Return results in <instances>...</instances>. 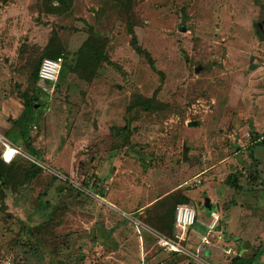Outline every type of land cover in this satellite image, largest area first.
I'll return each instance as SVG.
<instances>
[{"label":"rangeland","instance_id":"rangeland-1","mask_svg":"<svg viewBox=\"0 0 264 264\" xmlns=\"http://www.w3.org/2000/svg\"><path fill=\"white\" fill-rule=\"evenodd\" d=\"M62 2L0 0V264H206L158 242L188 191L264 264V0Z\"/></svg>","mask_w":264,"mask_h":264},{"label":"built area","instance_id":"built-area-1","mask_svg":"<svg viewBox=\"0 0 264 264\" xmlns=\"http://www.w3.org/2000/svg\"><path fill=\"white\" fill-rule=\"evenodd\" d=\"M62 66H63V57L45 58L42 61L39 72H38V79L45 82L46 85L42 86V89L44 91L48 93H52V94L54 93L55 85L58 82ZM263 68H264V64H263ZM48 85L50 87H46ZM5 146L7 149L8 146H12V145L6 144ZM17 152L18 151L14 148L13 157H14V154H16ZM212 215H215V213H213ZM197 217H198V214H197L196 209L191 206L178 205L176 207V216H175L176 225L183 230H186L194 226L198 220ZM217 221L218 220L216 216H214L213 220L208 225H206L207 233L204 235H201L203 244L211 245V241L208 237L214 230L217 229V227H219V225L217 226V223H218ZM221 237L222 235L220 234L219 238ZM181 240H183V235L182 234L180 235L179 233H177L174 239L159 238L158 242L161 246L168 248V250L172 252H181L183 251L181 244H180ZM231 253H233V250L232 248H229L227 250V254L230 255Z\"/></svg>","mask_w":264,"mask_h":264},{"label":"crops","instance_id":"crops-1","mask_svg":"<svg viewBox=\"0 0 264 264\" xmlns=\"http://www.w3.org/2000/svg\"><path fill=\"white\" fill-rule=\"evenodd\" d=\"M185 195L189 199H191V202H192V200L194 202L195 199L193 197H191V195L189 194V191L188 192H185ZM207 198L209 199L210 204H212L210 198L209 197H206L205 198V201H204V205L206 203V199ZM179 205H188V206H191L189 204H179ZM212 205L214 207H216L214 204H212ZM191 207H193V206H191ZM204 210L206 212H208L207 215L210 218L207 221H200L198 219V222H200V224L202 226L200 225L199 227H196L194 225V226H192V227H190V228H188L186 230H183L180 227H178L176 225V223H175L174 224V227H175V230L174 231L175 232L173 234V239L175 238V235L177 233H179L180 235L182 234L183 235V240H181V242H180L181 246H183V249H186L184 247V243L187 244L188 245L187 247H189L188 248V252L190 253L191 251H193V252H191L193 256L191 254H189V255H191V257L194 258V259H196V260H197V258H198V260L202 259V257L200 256V253L203 252V254H205L203 259H205V260H203V259L202 260L206 264H218V263H220V259L219 258H220V256H223V255H225V260L228 263H230V259L232 258V253L230 255L227 254V250L229 248H232L233 252H236V251H235V248H233V246L231 245L230 241H228V239H232V238L238 239V238H237V236H233V235H231L229 233L226 234V232H225V236H224L225 238L224 237L219 238L220 231L218 229H216V230L213 231L215 233L214 234L211 233L209 235V237H208L210 239V241H211V245L203 244L202 243V239H201V235H204V234L207 233L206 225H208L213 220L212 214L214 213V210L213 211H209L205 207H204ZM169 239H171V238H169ZM191 239H193L194 241L191 240ZM212 239H214V240H212ZM197 241H198V243H197ZM191 244H195V246H193V245L190 246ZM239 251H240V253L242 255H245L246 254V253H244L245 251L242 250V249H239Z\"/></svg>","mask_w":264,"mask_h":264},{"label":"trees","instance_id":"trees-1","mask_svg":"<svg viewBox=\"0 0 264 264\" xmlns=\"http://www.w3.org/2000/svg\"><path fill=\"white\" fill-rule=\"evenodd\" d=\"M61 2H62V0H60ZM64 2V1H63ZM62 2V3H63ZM134 39L135 40H133V46H134V48L139 52V53H142V54H147L148 55V53L147 52H145L144 50H142L141 48H140V46H139V44L137 43V41H136V36H135V34H134ZM90 45H92V42L89 40L86 44H85V46L84 47H86V46H89L90 47ZM48 56L50 57L51 55H49L48 54ZM58 58L59 57H63V56H57ZM56 57V58H57ZM44 60V59H43ZM42 63V62H41ZM41 63H40V65H41ZM150 63H151V65L153 66L154 65V63H153V61H152V59L150 58ZM40 65H39V67L37 68V70H36V72H35V75H36V77L38 78V72H39V69H40ZM72 70V68L71 67H67L66 65H65V59H64V57H63V66H62V69H61V73H60V76H59V79H58V82L60 81V80H62L64 77H65V75L67 74V72H70ZM56 86V85H55ZM24 112H23V119L25 120L24 122H26V127H25V129L23 130V133H26L27 132V129L26 128H28V125H29V123L31 122V120H32V115L30 114V109L32 108L31 107V105H30V103L29 102H25V105H24ZM263 136L264 135H259L258 136V138L256 139L257 140V142L259 143V144H264V140H260L261 138H263ZM260 140V141H259ZM258 143H257V145H258ZM4 163V164H3ZM6 163L5 162H2V160L0 159V181H5L6 180V176L4 175V170H5V168H6ZM30 172V171H29ZM241 176V174L239 173V172H235V173H232V174H230V175H228L227 176V178H226V180H225V184L227 185V186H229L230 188H233V189H235L236 191H240V190H242V186L239 184V177ZM190 201V199L187 197V196H185L184 198H183V201L182 202H179L178 204H188V202ZM175 211V210H174ZM174 220H175V214H174ZM175 223H176V220H175ZM217 228H219V227H217ZM222 236L224 237L225 236V232H223L222 233ZM225 238V237H224ZM232 239H236V238H232ZM232 239H228V241H231ZM238 240V239H237ZM240 241L238 240V243H239ZM229 264H251V262H248V260L246 259V257L244 256V255H242L241 253H240V251L238 250L237 252H236V255L235 256H233L232 255V258L230 259V263Z\"/></svg>","mask_w":264,"mask_h":264},{"label":"water","instance_id":"water-1","mask_svg":"<svg viewBox=\"0 0 264 264\" xmlns=\"http://www.w3.org/2000/svg\"><path fill=\"white\" fill-rule=\"evenodd\" d=\"M258 32H259V34H260L262 40L264 41V29H263V26H262V25L259 26ZM204 207H205L206 209H208L209 211H213V210H214V212H215V211L217 210L216 207H214L212 204H210L208 198L206 199V203H205Z\"/></svg>","mask_w":264,"mask_h":264},{"label":"bare ground","instance_id":"bare-ground-1","mask_svg":"<svg viewBox=\"0 0 264 264\" xmlns=\"http://www.w3.org/2000/svg\"><path fill=\"white\" fill-rule=\"evenodd\" d=\"M13 153H14V147L8 146L7 149H6V152H5V159H6V161H11L12 160Z\"/></svg>","mask_w":264,"mask_h":264}]
</instances>
